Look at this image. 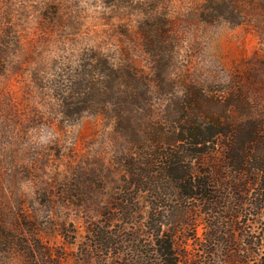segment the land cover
<instances>
[{
    "label": "rangeland",
    "instance_id": "374dc122",
    "mask_svg": "<svg viewBox=\"0 0 264 264\" xmlns=\"http://www.w3.org/2000/svg\"><path fill=\"white\" fill-rule=\"evenodd\" d=\"M221 98L264 114V0H0V230L83 232L127 156Z\"/></svg>",
    "mask_w": 264,
    "mask_h": 264
},
{
    "label": "trees",
    "instance_id": "16d2710c",
    "mask_svg": "<svg viewBox=\"0 0 264 264\" xmlns=\"http://www.w3.org/2000/svg\"><path fill=\"white\" fill-rule=\"evenodd\" d=\"M209 105L127 156V180L83 232L25 216L0 249L22 264H264V114Z\"/></svg>",
    "mask_w": 264,
    "mask_h": 264
}]
</instances>
